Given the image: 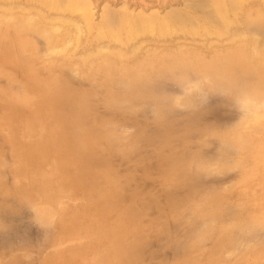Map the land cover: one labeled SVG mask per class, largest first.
Here are the masks:
<instances>
[{
	"label": "rangeland",
	"instance_id": "obj_1",
	"mask_svg": "<svg viewBox=\"0 0 264 264\" xmlns=\"http://www.w3.org/2000/svg\"><path fill=\"white\" fill-rule=\"evenodd\" d=\"M0 264H264L263 0H0Z\"/></svg>",
	"mask_w": 264,
	"mask_h": 264
},
{
	"label": "bare ground",
	"instance_id": "obj_2",
	"mask_svg": "<svg viewBox=\"0 0 264 264\" xmlns=\"http://www.w3.org/2000/svg\"><path fill=\"white\" fill-rule=\"evenodd\" d=\"M239 1H242V2H243V0H239ZM263 2H264V0H263ZM257 3H258V1H257ZM251 4H252V3H251ZM258 5H260V4H258ZM57 6H58V5H57ZM73 6H74V5L71 3V6H70V7L73 8ZM253 7H254V6H253ZM259 7H261V6H259ZM253 12H254V10H253ZM253 12H252V13H253ZM53 18H54V17H53ZM80 25H81V24H80ZM80 25H78V26L80 27ZM149 28H150V27H149ZM233 30H234V29H233ZM257 34H258V33H257ZM258 35H259V34H258ZM252 45H253V44H252ZM140 46H141V45H140ZM104 49H106V47H105ZM261 121H262V120H261Z\"/></svg>",
	"mask_w": 264,
	"mask_h": 264
}]
</instances>
